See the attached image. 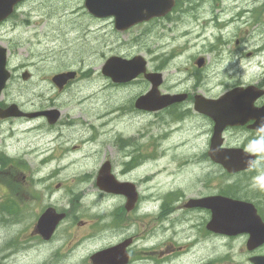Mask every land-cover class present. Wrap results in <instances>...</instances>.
I'll list each match as a JSON object with an SVG mask.
<instances>
[{
    "label": "rangeland",
    "instance_id": "1",
    "mask_svg": "<svg viewBox=\"0 0 264 264\" xmlns=\"http://www.w3.org/2000/svg\"><path fill=\"white\" fill-rule=\"evenodd\" d=\"M82 3L83 0H30L22 4L19 11L7 21L5 26L0 28V42L6 44L8 47L11 55L10 63L17 68L13 79L6 88V100L11 102L16 101L17 104L29 108L30 106H39L40 100H49L50 96H55L54 98L58 102L57 106L62 110V113H67L62 115V121L68 119L69 122L66 126L79 128V131L71 129V133L76 135L70 138L67 137L68 141H64L65 143L63 144L65 145L62 144L61 148L60 146H55L54 143V150L49 153V149L47 148V152L44 153L41 150L47 146V140L51 139V136L37 134L30 137V133L27 134L26 130L45 122L41 120L33 122L16 120L14 126L13 123H10L5 124L4 128L0 127L3 137L1 143L5 141L9 144L8 150L11 154L18 149L19 153L22 154L21 159L18 161L21 162L24 169L35 171L33 175H38V177H41L39 175H45V173L51 176V195H53H50V197L47 195L46 201L48 203L52 202V205L58 210L64 209L70 211L69 220L66 219L65 224L58 230V234L54 238V243H60L61 251L59 252H62L61 256H63L62 258L66 262L70 257L65 256V254L70 255L69 252L72 249L69 248L70 241L74 238H83L86 235L90 236L82 247L83 255L104 247L112 241H107L111 238L109 236L110 232L107 231L116 221L111 219L109 214H106L108 213V203L106 201H98L95 198V193L98 191L95 175L101 163L99 161L104 158L105 151L108 152V149H110L108 148L110 144L109 137L113 128L123 130L122 133H126L131 137L147 139L144 142V151L149 150L150 155H159L157 158H154L158 162L149 173V184L147 185L159 183V185H163L160 187L163 190H167L169 186L176 183L171 184L170 171L176 167H183L181 168L182 172H179V176L186 171L187 162L183 164L181 158H188V154L192 153V139L196 146V139L190 137L189 141H184L177 148L178 158H174L173 161L171 157L166 156L165 151H170L171 153L175 149L174 145L180 142L170 143L180 140L177 136L180 126L174 127L168 123V120L172 117L169 113H164L161 117L155 116L148 119L136 116L130 121H125L127 124L123 125L125 123L123 118L127 111L126 107H124L123 110L121 108L119 116L114 118V123L109 120L110 115L108 111L110 106L115 104L122 105L125 100L132 97L134 99L147 87H144L142 84L124 92L118 93L114 89L108 93L106 81H97L96 79L99 74V68L104 60L115 51L129 53L137 50L135 43L140 38L134 39L132 44H127L126 47L128 48L122 47V44H120L117 47L118 49L112 52L110 46L106 47L105 44L98 42L96 34L94 35L89 29L85 30L86 19L82 18V14L86 12L83 10ZM192 7L195 9H186L185 16L179 18H175V16L172 19L173 21L168 24L169 26H167L164 34H162L163 28L158 32L149 31L145 34L143 32L144 43L142 45L145 47L139 50L143 51L141 52L142 54H145L144 49L151 52L154 60L152 66L155 65L157 69L162 67L171 70L165 73V77L167 78V85L172 90L178 87H188L190 90L201 94H217L228 87L235 86L234 84L239 82L240 79L234 75L235 67L237 68V66L233 64L234 62L230 58L226 61H220L214 67L219 45L215 42L210 44L209 38L206 37L205 33H202L204 31L200 30L197 25H209L210 18L217 10L209 2L205 4L203 0H199V2L193 0ZM261 10H264V8ZM224 13L229 16L231 14L228 11ZM252 17L254 20L256 12H253ZM222 24L221 19H215L213 30L218 31L220 27H223L222 32L240 29V26L236 24H228L226 26ZM250 24L252 25L253 22ZM140 31V28L135 29L132 33L124 35V37L134 36L141 33ZM249 31L251 32L252 28ZM250 32L246 33V38L254 36ZM240 33L233 38L242 42ZM212 36L215 37L216 34H212ZM230 39L227 41L230 47H226V49H236L237 45L231 44ZM210 49L215 51L211 52ZM170 53L172 55H179L180 60L173 62L172 65L163 64V57ZM199 56L207 57V61L210 59L211 63L208 66V71L203 70V73L200 72V74L198 72L199 68L194 63V60ZM71 67L78 69V77L71 81L64 88L63 92L58 91L56 86L50 81L51 77ZM244 71L246 75H253L255 73V69H251L250 67L244 68ZM24 72L28 73L26 81L22 79ZM187 75H189L188 79L190 81L186 83L184 80L187 79L185 78ZM34 91H37V93L33 94ZM6 95L1 96L0 99ZM32 101H34V104L30 103ZM101 113L104 115L100 116ZM105 115L108 116L105 117ZM75 122L81 123V125H76ZM99 122L101 123L99 124ZM83 137H86V140L82 141ZM4 148H7V146H4ZM253 148L255 151L258 150L260 155L259 172L256 179L259 186L260 184H264V136H260V140L255 144L253 143ZM10 149L12 150L11 152ZM36 149L37 153L33 151ZM64 149L67 150L64 151ZM97 151L99 152L96 153ZM88 152L92 153L91 157L86 156ZM48 153L54 155H52V160L51 156H49V163L37 169L38 160L48 156ZM58 155L59 157H55ZM166 160L171 161L165 162ZM161 163H164L169 170L166 169V171L162 172L157 170V167H160ZM58 165H60L59 169H57ZM177 168L174 174L177 173ZM196 189L199 190L197 187ZM68 190H80L79 192L83 193V198H78L79 206L68 202L72 199L70 193L67 195V199L60 198L61 193L68 192ZM195 190L190 194H194ZM144 191L147 192L146 184L144 185ZM78 196L80 195L77 194ZM19 203L20 205L17 206L18 210L15 217L20 221H16L17 223L12 225L10 232L12 233L16 227L18 229L21 228L20 233L21 231L23 232L21 236L23 238L26 230L30 228L42 211L39 209V206L31 205V207H28L23 204V201ZM81 221L85 222L79 225ZM20 222L22 224H19ZM11 224L7 223L6 226L9 227ZM86 224L91 227L88 228ZM193 230L197 231V228L195 227ZM143 232L140 229V233ZM0 234L4 237L5 232H0ZM158 234H160L159 236L165 235L166 240L161 245H155L154 248L159 249V246H161V250H163L162 245L170 244L169 232L164 231ZM11 238L12 235L10 234L5 237V240L8 241ZM22 238L18 242V247L25 243L22 241ZM51 244L49 243V245ZM203 244H206L207 247L195 245V251L192 252V254H195L194 256H208L212 254L217 257L221 256L220 253L225 251V245L222 240ZM46 250H44L43 254L38 253L35 256H30L29 253L28 255L16 257L14 261L16 264H45L46 260L50 261L52 257L49 256L45 259ZM57 257L53 256V261L56 262L58 260ZM233 258H231L233 264H238L240 261L245 262V257L239 255L237 252ZM34 260H38V262L33 263ZM55 262L53 264H57ZM220 262L221 264H229L224 259H221Z\"/></svg>",
    "mask_w": 264,
    "mask_h": 264
},
{
    "label": "flooded vegetation",
    "instance_id": "2",
    "mask_svg": "<svg viewBox=\"0 0 264 264\" xmlns=\"http://www.w3.org/2000/svg\"><path fill=\"white\" fill-rule=\"evenodd\" d=\"M238 1V7L243 11V24L245 25V15L247 12L245 0ZM104 24L111 25V22L105 21ZM101 26L102 22H99V28H101ZM148 29L149 27L144 30V33ZM110 33L113 34V31H110ZM140 35H143V33L137 36ZM244 39L245 38H243V40ZM98 42L103 43L101 39H98ZM104 43L107 42L104 41ZM245 45V42H243V48ZM249 45L252 44L250 43ZM181 90L182 89L177 88L171 90V92L178 93ZM194 93L195 91H190V93H187V97L184 101L164 110L176 108V114L182 111L185 115H194L193 117L198 120V118L195 117L197 113L192 111ZM262 100L263 98L259 99L258 104H260ZM10 102L9 100H2L0 101V107L5 108L9 106ZM30 103L34 104V102ZM51 103H55V99H52ZM17 105L24 112H28L29 110H33L30 112H38L40 109H43L44 102L40 101L39 106H30L29 108H25L21 104ZM44 118L43 115L34 117V119L26 116H20V118H0V124L2 123L0 127L4 128L5 124L10 123H13L14 126L16 120L31 122L38 119L43 121ZM61 119L60 117L57 122ZM199 119H201L204 125L211 123V121L204 116H201ZM249 125L250 123L247 124V126L245 125L238 128H227L224 131L223 146L231 147L241 145L240 148H244V146L249 145L248 147H250L253 143L255 144L259 140L261 134L255 133L249 128ZM54 130L57 131L55 134H53ZM60 130V125H49L48 127L46 125V127L42 129V132L52 134L51 141L49 142L51 143L56 139H60ZM32 131L33 128L26 130V133L28 134ZM201 133L203 134V147L207 148L210 142L211 128H202ZM1 134L2 132L0 129V232H5L4 237L0 234V264H16L14 261L16 257L25 254L28 255L29 253L30 256H35L38 253L43 254L45 249H47L45 259L52 256L50 261L46 260L45 264H53V262H55L53 261V256H58V260L55 262L57 264H221V259L227 260L229 264H233L231 258L234 259L233 256L236 252L245 257V262L240 261L238 264H254L255 258L264 257V240L260 242L257 240V242L249 243V235L247 233L231 236L216 234L209 230L207 224L213 217L211 204L207 203L205 207H185V203L191 199L199 200L207 196L221 195L232 200L251 204L264 222V191L259 190L256 180L259 172V154L256 155V160L250 169L231 174L224 170L222 166L213 163L208 157L207 150L202 153L196 152L192 156L196 161L202 159L204 163L201 165L200 170L192 171V176L177 178V182L185 179V186L183 187L181 184H178L171 187L170 190L179 192L185 189V193L188 194L181 195L180 193V197L174 200L173 206H171L172 202H167V198L163 194V196H159L158 199H154L153 203L146 202L145 205H142L139 197L133 207L127 209L125 203L126 198L124 196L98 190L96 194L97 200L100 201V197H103L111 208L109 213V215H111L110 217L116 220L117 225L111 230V232L115 233L114 235L110 233L109 236H111V238L107 240L112 241L104 247H100L93 252H88V254L83 255L84 252H82V247L90 236L86 235L83 238H74L70 241L71 244L69 248H72L69 252L70 255L65 254V256L70 257L66 262L62 258L63 256H61L62 252H59L61 251V245L57 242L54 243V238H56L58 230L65 224L66 219L69 220V210L62 209V211L66 213V216L49 239H45L43 233L40 234L37 232L36 223L38 217L30 228L26 230L23 238L21 237L23 232L21 231L20 233L21 228L18 229L16 227L12 233L10 232L12 225L16 224V221H20L14 217L16 214L15 208L17 205H20V201H23V204L28 207H31V205L39 206L41 211L49 206H53L52 202L48 203L46 201L48 198L47 195H49V197L51 195V176L45 173V175L38 177V175H33L35 171L24 169L21 162L18 161L21 159L22 154L19 153L18 149L12 154L9 153V144L5 141L1 143L3 138ZM243 138H246V142L244 143L242 142ZM4 146H7V148H4ZM52 150L53 148L50 149V151ZM11 151L10 149V152ZM49 156H52V154ZM106 157L113 162L120 161L122 164L121 169L127 171L128 167L126 166V162L133 158V153L131 149L119 150L113 146V148L108 149V152L100 161L108 160ZM198 183L199 185H197ZM253 185H257V187H253ZM196 187L199 190H195ZM194 190L195 193L191 195L190 193ZM68 194L69 190L68 192H62L60 198L67 199ZM82 195L83 193L81 192L80 197H82ZM68 202L73 204L72 200ZM76 202H79L78 199ZM150 206H152L151 209ZM248 213L249 218L251 217L250 222L254 224L252 214L250 212ZM7 223L12 224L7 227ZM83 223L84 222L81 221L79 225ZM19 224H22V222ZM177 224L184 225V228L188 227V229L186 232L179 230L176 233H169L170 244L162 245L163 250H161V246H159V249H155V245H161L166 240L165 235L159 236L160 234L158 233L164 232L169 229L168 227H173ZM87 227L90 228L91 226L88 225ZM195 227L197 231L193 230ZM140 229L144 232L140 233ZM9 233L12 235V238L6 241L5 237L10 235ZM21 238L25 243L18 247V242ZM178 239H180V241H178ZM215 240H222L224 242L225 251L220 253L221 256L215 257V255L213 256L212 254L208 256H194L195 254H192V252L195 251V245L206 246V244L203 243H213ZM49 243L52 244L49 245ZM110 246H124L125 248L116 250L113 253L110 251V253L104 256L103 261H93L91 259L94 253L106 250V248ZM37 262L38 260L33 261V263Z\"/></svg>",
    "mask_w": 264,
    "mask_h": 264
},
{
    "label": "water",
    "instance_id": "3",
    "mask_svg": "<svg viewBox=\"0 0 264 264\" xmlns=\"http://www.w3.org/2000/svg\"><path fill=\"white\" fill-rule=\"evenodd\" d=\"M21 0H0V21L3 20L4 18H6L13 10V7L16 3H18ZM94 1L95 0H88L89 2V9L93 10L94 9ZM112 3H116V0H112ZM118 3V2H117ZM119 8V7H118ZM114 14L117 17V20L120 22V24H125V22L128 23H132L134 22L136 19L134 16H130L129 14L127 15V12L125 15H122V13L119 12V9H117V11L114 12ZM120 66V65H119ZM125 68L124 74L126 72H128L130 70L128 63H126L125 65H122ZM106 74H110L109 70H105ZM74 75V73H62V74H58L56 76L53 77V82H55L57 84V86L59 88H61L63 86V84H65L67 82L68 79L72 78ZM9 76V72L5 69V49L0 47V91L1 89L4 87L5 85V81ZM121 75H113V78L116 79L120 77ZM152 82H153V90L146 96V97H140V99L137 101L136 105L137 107H141V108H145V109H155L158 107H161L162 104H168L170 102H172L171 99H168V97H166V99H159V100H152L153 95L155 94V88L157 87L159 81H157L154 77L151 78ZM141 100L148 102L149 104H144L143 106L140 105L141 104ZM174 100V99H173ZM204 103H198V106L203 105ZM200 111L202 112H206L210 115V112L212 111H206L204 110V107H199ZM11 110V109H9ZM9 110H0V115L3 116H7V115H13L15 113H13L12 111ZM54 113H57L56 110H49L47 111L48 115H54ZM261 114L264 113L263 110H261L260 112ZM257 117H260L259 114H257ZM216 125H215V131L216 132H220V130L223 128L224 125H226L227 123H225V120L223 118H215ZM105 170V173L107 172V168L103 167V171ZM104 174V172H103ZM104 176H106L104 174ZM102 187H111L110 190L112 189L113 186V182L112 183H106V184H100ZM119 192H123L122 190L119 189ZM51 210H47L45 213L42 214V216L39 218L38 221V226L39 228H45L46 230V234L49 235L52 231L53 228L56 224V222L58 221V219L61 218V215L58 216H54L52 217L50 215Z\"/></svg>",
    "mask_w": 264,
    "mask_h": 264
},
{
    "label": "bare ground",
    "instance_id": "4",
    "mask_svg": "<svg viewBox=\"0 0 264 264\" xmlns=\"http://www.w3.org/2000/svg\"><path fill=\"white\" fill-rule=\"evenodd\" d=\"M106 111H107V110H106ZM103 113H104V112H103ZM103 113H101L100 116L104 115ZM108 113H109V112H108ZM97 116H98V115H97ZM97 116H96V117H97ZM106 116H108V115H105V117H106ZM97 118H98V117H97ZM97 118H96V119H97ZM107 119H108V118H107ZM98 121H99V120H98ZM105 121H107V120H105ZM100 123H101V122H99V124H100ZM113 123H114V122H113ZM97 126H98V125H97ZM83 128H84V127H83ZM108 128H109V127H108ZM132 135H133V134H132ZM134 136H135V135H134ZM88 138H89V137H88ZM56 140H57V139H56ZM81 140H82V139H81ZM78 142H79V140H78ZM80 142H81V141H80ZM41 151H42V150H41ZM28 152H29V151H28ZM45 152H46V151H45ZM49 153H50V152H49ZM49 153H48V154H49ZM157 170H158V169H157ZM157 170H156V171H157Z\"/></svg>",
    "mask_w": 264,
    "mask_h": 264
},
{
    "label": "clouds",
    "instance_id": "5",
    "mask_svg": "<svg viewBox=\"0 0 264 264\" xmlns=\"http://www.w3.org/2000/svg\"><path fill=\"white\" fill-rule=\"evenodd\" d=\"M253 187H257V185H253ZM258 187L259 190L264 191V184H260Z\"/></svg>",
    "mask_w": 264,
    "mask_h": 264
}]
</instances>
